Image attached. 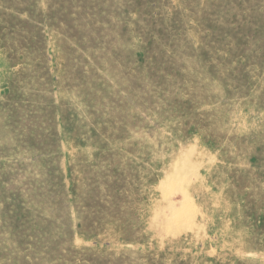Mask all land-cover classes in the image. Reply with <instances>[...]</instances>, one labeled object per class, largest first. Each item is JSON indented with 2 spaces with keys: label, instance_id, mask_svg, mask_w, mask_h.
Instances as JSON below:
<instances>
[{
  "label": "rangeland",
  "instance_id": "rangeland-1",
  "mask_svg": "<svg viewBox=\"0 0 264 264\" xmlns=\"http://www.w3.org/2000/svg\"><path fill=\"white\" fill-rule=\"evenodd\" d=\"M0 264H264V0H0Z\"/></svg>",
  "mask_w": 264,
  "mask_h": 264
}]
</instances>
